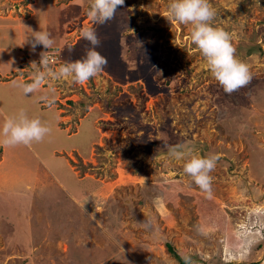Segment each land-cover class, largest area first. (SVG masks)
<instances>
[{
  "label": "rangeland",
  "instance_id": "rangeland-1",
  "mask_svg": "<svg viewBox=\"0 0 264 264\" xmlns=\"http://www.w3.org/2000/svg\"><path fill=\"white\" fill-rule=\"evenodd\" d=\"M209 2L251 75L231 95L192 26L166 19L169 0H124L103 25L90 0H0V125L23 110L51 129L0 147V264H178L167 246L191 264H264V0ZM85 28L104 70L25 96L47 71L41 52L57 56L53 71L85 56ZM31 30L54 45L33 52ZM164 144L221 155L211 199Z\"/></svg>",
  "mask_w": 264,
  "mask_h": 264
},
{
  "label": "clouds",
  "instance_id": "clouds-1",
  "mask_svg": "<svg viewBox=\"0 0 264 264\" xmlns=\"http://www.w3.org/2000/svg\"><path fill=\"white\" fill-rule=\"evenodd\" d=\"M123 5L124 0H90L87 15L93 23L103 25L114 19L115 13ZM215 16L216 12L209 0H169L166 13L168 21L192 26L189 36L191 43L203 56L212 77L226 94L231 95L245 87L250 82L251 75L248 65L235 55L236 49L232 44L231 34L223 28L212 25ZM80 36L92 47L86 50L83 58L62 64L56 71L48 69L46 52L40 53L39 63L47 71L39 73L34 82L21 86L25 96L35 92L47 77L70 78L72 83L83 85L104 70L107 58L96 51L100 45L96 31L92 28H85ZM25 43L30 44L34 52L40 45L44 49H50L55 41L50 33L39 30L32 31V35ZM35 63V61L32 62V64ZM50 132L51 129L39 118H29L23 110H20L16 116L6 118L0 125V147L31 146L33 143L42 142ZM164 147L170 156L177 160H185L183 172L191 178L195 186L206 194L207 199H211L213 178L210 173L214 171L221 155L216 153L209 156H198L180 151L175 146L164 144ZM148 226L149 222H145V227ZM198 231L203 233L202 229ZM185 261L186 264H191L190 257H185Z\"/></svg>",
  "mask_w": 264,
  "mask_h": 264
},
{
  "label": "built area",
  "instance_id": "built-area-1",
  "mask_svg": "<svg viewBox=\"0 0 264 264\" xmlns=\"http://www.w3.org/2000/svg\"><path fill=\"white\" fill-rule=\"evenodd\" d=\"M47 61H48V67L51 65H54L58 62V58L53 53H47L45 54Z\"/></svg>",
  "mask_w": 264,
  "mask_h": 264
},
{
  "label": "trees",
  "instance_id": "trees-1",
  "mask_svg": "<svg viewBox=\"0 0 264 264\" xmlns=\"http://www.w3.org/2000/svg\"><path fill=\"white\" fill-rule=\"evenodd\" d=\"M167 250L169 252H172V254H174V257L177 260L178 264H186L185 257H183L177 253H174L173 249L169 246H167Z\"/></svg>",
  "mask_w": 264,
  "mask_h": 264
},
{
  "label": "crops",
  "instance_id": "crops-1",
  "mask_svg": "<svg viewBox=\"0 0 264 264\" xmlns=\"http://www.w3.org/2000/svg\"><path fill=\"white\" fill-rule=\"evenodd\" d=\"M7 1V0H6ZM9 1H11V0H8V2ZM1 71V70H0ZM1 72H3V71H1ZM6 72V73H5ZM5 72H3V74L5 73L6 75H4L5 77H7V76H9V73H10V71H5ZM61 122V121H60Z\"/></svg>",
  "mask_w": 264,
  "mask_h": 264
}]
</instances>
